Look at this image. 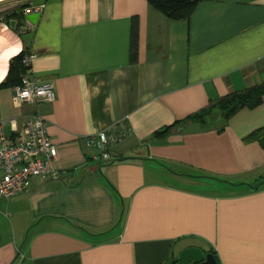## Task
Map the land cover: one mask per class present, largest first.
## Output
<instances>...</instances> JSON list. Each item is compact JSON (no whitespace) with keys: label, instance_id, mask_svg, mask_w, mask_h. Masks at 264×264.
<instances>
[{"label":"crops","instance_id":"obj_1","mask_svg":"<svg viewBox=\"0 0 264 264\" xmlns=\"http://www.w3.org/2000/svg\"><path fill=\"white\" fill-rule=\"evenodd\" d=\"M34 5L36 24L0 18L19 45L0 83L23 50L33 59L21 76L51 82L55 99L18 103L14 86L0 87V122L20 130L44 118L55 171L0 199V264H166L186 247L213 249L219 264H264V187H250L264 177V148L245 140L264 126V97L221 132L152 136L264 82V0H200L182 20L147 0ZM98 130L124 131L109 161L86 142Z\"/></svg>","mask_w":264,"mask_h":264},{"label":"built area","instance_id":"obj_2","mask_svg":"<svg viewBox=\"0 0 264 264\" xmlns=\"http://www.w3.org/2000/svg\"><path fill=\"white\" fill-rule=\"evenodd\" d=\"M42 5L31 6L24 12L39 11ZM33 55L25 54L21 60L29 66ZM13 99L18 103L38 105L55 99V90L51 82H38L28 73L23 75L20 83L13 87ZM13 133L8 136L5 127ZM128 129H125L127 133ZM124 136V131L111 135L105 130H98L86 138L90 147L98 150L104 161L111 158L109 146L114 140ZM57 149L47 131V121L40 116L29 117L18 130L14 121L0 122V199H9L20 193L26 181L32 177L46 178L54 174L53 161Z\"/></svg>","mask_w":264,"mask_h":264},{"label":"trees","instance_id":"obj_3","mask_svg":"<svg viewBox=\"0 0 264 264\" xmlns=\"http://www.w3.org/2000/svg\"><path fill=\"white\" fill-rule=\"evenodd\" d=\"M148 3L163 13L166 17L175 20H182L189 17L196 5L200 0H147ZM22 12L16 9H10L5 12L4 19L9 22L11 19L17 20L16 28L22 26L20 19ZM133 26V24H132ZM136 28L133 26V30ZM135 31H132L130 42V54L131 57L135 55ZM25 52L21 50L18 54L14 55L10 59L9 70L4 79L0 83V87L15 86L20 83L23 64L21 62ZM264 97V82L250 86L240 91H232L215 100L210 101L205 107L198 111L189 114L183 119H178L172 123L163 126L162 128L153 132V138L163 139L172 129L176 128L177 131H182L184 127H197L198 129H215L217 132L224 130L230 117H232L237 111L242 108L252 109L259 105ZM245 140H257L259 144L264 148V126L251 132L245 137ZM252 190H258L264 187V177L257 179L250 186ZM204 252H210L218 260L213 249L203 250Z\"/></svg>","mask_w":264,"mask_h":264},{"label":"water","instance_id":"obj_4","mask_svg":"<svg viewBox=\"0 0 264 264\" xmlns=\"http://www.w3.org/2000/svg\"><path fill=\"white\" fill-rule=\"evenodd\" d=\"M38 18L39 12L36 10L22 12L20 22L22 25L30 26L36 24ZM17 22V20L11 19L8 23V27L14 28ZM166 264H217V262L213 254L210 252H204L199 247H186Z\"/></svg>","mask_w":264,"mask_h":264},{"label":"bare ground","instance_id":"obj_5","mask_svg":"<svg viewBox=\"0 0 264 264\" xmlns=\"http://www.w3.org/2000/svg\"><path fill=\"white\" fill-rule=\"evenodd\" d=\"M18 46L12 33L4 25H0V75L4 74L7 59L17 51Z\"/></svg>","mask_w":264,"mask_h":264},{"label":"rangeland","instance_id":"obj_6","mask_svg":"<svg viewBox=\"0 0 264 264\" xmlns=\"http://www.w3.org/2000/svg\"><path fill=\"white\" fill-rule=\"evenodd\" d=\"M37 1L38 0H0V18H2V21H5L3 20V16H5L6 11L16 9L20 12H24V9L35 6L34 2Z\"/></svg>","mask_w":264,"mask_h":264},{"label":"snow or ice","instance_id":"obj_7","mask_svg":"<svg viewBox=\"0 0 264 264\" xmlns=\"http://www.w3.org/2000/svg\"><path fill=\"white\" fill-rule=\"evenodd\" d=\"M0 78H2V75H0Z\"/></svg>","mask_w":264,"mask_h":264},{"label":"flooded vegetation","instance_id":"obj_8","mask_svg":"<svg viewBox=\"0 0 264 264\" xmlns=\"http://www.w3.org/2000/svg\"><path fill=\"white\" fill-rule=\"evenodd\" d=\"M16 27V26H15Z\"/></svg>","mask_w":264,"mask_h":264}]
</instances>
